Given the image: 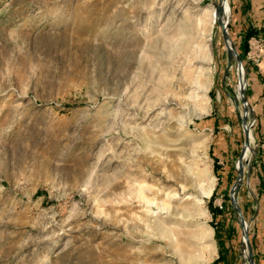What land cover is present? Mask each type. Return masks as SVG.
Segmentation results:
<instances>
[{"label": "rangeland", "instance_id": "1", "mask_svg": "<svg viewBox=\"0 0 264 264\" xmlns=\"http://www.w3.org/2000/svg\"><path fill=\"white\" fill-rule=\"evenodd\" d=\"M231 15V0H0V264H264L247 68L264 38L232 50ZM215 111L254 120L230 185Z\"/></svg>", "mask_w": 264, "mask_h": 264}, {"label": "crops", "instance_id": "2", "mask_svg": "<svg viewBox=\"0 0 264 264\" xmlns=\"http://www.w3.org/2000/svg\"><path fill=\"white\" fill-rule=\"evenodd\" d=\"M231 3V37L243 55V44L247 40L246 34L248 31H253L248 41L254 37L264 38V0H231ZM261 52L263 60L252 64L249 73L251 78V98L254 99L258 108L256 110L260 114L257 119L262 128H264V49ZM243 72L245 75L244 66ZM248 122H250V118ZM243 123L244 118L224 117L217 111H215L214 116L207 117L205 120L206 128L209 129L212 136V154L217 162L222 185L231 184L237 167L236 162L241 158V138L245 134ZM252 180L254 189L257 190V198L264 202L263 191H258V189H264V155L254 171Z\"/></svg>", "mask_w": 264, "mask_h": 264}, {"label": "bare ground", "instance_id": "3", "mask_svg": "<svg viewBox=\"0 0 264 264\" xmlns=\"http://www.w3.org/2000/svg\"><path fill=\"white\" fill-rule=\"evenodd\" d=\"M218 10L223 14V17L225 18V14H224V12H223V10H221V8H218ZM225 36H226V39H228V41H229V45H230V47H232V50H234V48H233V45L231 44V40H230V38L227 36V33H226V31H225ZM240 69H241V74L244 76V72H243V67H242V65H240ZM243 96H244V92H243ZM245 113H246V110L247 109H249V104H248V102H245ZM249 112H250V110H249ZM248 119L249 118H247L246 119V122H245V120H244V127L246 126V128H245V130L247 129V127H248V129L247 130H249V131H251V121L250 122H248ZM248 123V124H247ZM251 133V132H250ZM247 144V143H246ZM239 183V182H238ZM237 186V185H236ZM244 251H245V249H244Z\"/></svg>", "mask_w": 264, "mask_h": 264}, {"label": "trees", "instance_id": "4", "mask_svg": "<svg viewBox=\"0 0 264 264\" xmlns=\"http://www.w3.org/2000/svg\"><path fill=\"white\" fill-rule=\"evenodd\" d=\"M253 33V31H248L247 32V34H246V38H247V40L244 42V44H243V56H244V54L247 52V50H248V44H249V42H248V38L251 36V34ZM250 67H251V65L250 66H247V68H248V71H250ZM259 116H260V114H259ZM258 191L259 192H262L263 191V193H264V189L262 190V189H258ZM214 212H215V214L217 213V211H215L214 210ZM223 256V258L224 259H226V256L227 255H222ZM212 264H217V263H215V262H213Z\"/></svg>", "mask_w": 264, "mask_h": 264}, {"label": "water", "instance_id": "5", "mask_svg": "<svg viewBox=\"0 0 264 264\" xmlns=\"http://www.w3.org/2000/svg\"><path fill=\"white\" fill-rule=\"evenodd\" d=\"M227 26L225 25V30H226V33H227V28H226ZM227 36H228V33H227ZM229 37V36H228ZM230 38V37H229ZM231 39V38H230ZM232 41V40H231ZM233 43V42H232ZM237 55H238V58H239V60H240V55H239V53L237 52L236 53ZM246 97L244 96V99H245ZM248 133V132H247ZM245 143H248V136L246 137V141H245Z\"/></svg>", "mask_w": 264, "mask_h": 264}, {"label": "built area", "instance_id": "6", "mask_svg": "<svg viewBox=\"0 0 264 264\" xmlns=\"http://www.w3.org/2000/svg\"><path fill=\"white\" fill-rule=\"evenodd\" d=\"M254 121V120H253ZM253 121L251 122V124L253 123Z\"/></svg>", "mask_w": 264, "mask_h": 264}]
</instances>
